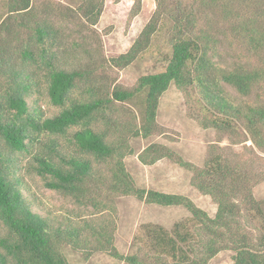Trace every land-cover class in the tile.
<instances>
[{
  "label": "trees",
  "instance_id": "1",
  "mask_svg": "<svg viewBox=\"0 0 264 264\" xmlns=\"http://www.w3.org/2000/svg\"><path fill=\"white\" fill-rule=\"evenodd\" d=\"M51 1L40 8L34 0H11L0 23V264H68L63 245L126 264H206L225 250L235 253L233 264H264V199L256 201L247 186L256 176L222 147L210 145L201 167L159 144L138 155L142 165L170 158L190 172L191 186L216 205L213 218L185 196L137 189L123 162L132 154L130 138L160 133L158 102L171 85L203 129L236 143L249 139L264 153V0H154L128 50L111 58L95 30L104 0L74 9ZM142 1L131 0L127 26ZM216 21L229 23V33ZM66 22L77 27L71 35L61 26ZM218 32L230 35L226 46ZM160 35L170 48L164 70L130 87L118 84L112 70L131 65ZM135 98L139 123L124 107ZM26 178L70 208L33 211ZM101 187L145 204L181 206L194 229L146 226L152 252L123 256L113 245L114 220L103 216Z\"/></svg>",
  "mask_w": 264,
  "mask_h": 264
},
{
  "label": "rangeland",
  "instance_id": "2",
  "mask_svg": "<svg viewBox=\"0 0 264 264\" xmlns=\"http://www.w3.org/2000/svg\"><path fill=\"white\" fill-rule=\"evenodd\" d=\"M34 1L39 3L36 5L41 8L40 4H48L51 0ZM52 1H54L53 6L55 7L61 5L74 9L85 0ZM9 3L11 0H0V23L8 15ZM130 6L131 0H104V9L95 30L101 36V46L106 58L118 56L128 50L150 18L154 10V0H143L140 14L127 26L126 20ZM35 13H38L37 9ZM216 22L225 32L229 33L232 28L229 23ZM61 26L70 35L71 31L77 29L70 22ZM228 33H224V36L221 32L216 34L222 46H226V34L229 35ZM72 36L70 39L77 38L78 34L74 32ZM232 49L238 52L239 47L233 43ZM169 57L170 48L165 36H156L152 39V44L146 52L128 67L122 70L113 69L111 75L118 84L130 87L143 75L162 72L167 64L166 59ZM260 58L264 60V50L261 52ZM124 107L133 112L138 123L141 121L142 113L138 98L124 104ZM155 121L159 129L161 128L160 133L155 132L146 139L142 137L130 138L128 147L132 154L123 160L125 170L137 189L185 196L208 217L213 218L216 205L191 186L190 172L170 158H162L153 165H142L138 160V155L148 146L159 144L184 162L201 167L206 160L208 147L216 144L222 147L223 151H220L222 154L231 155L233 160L244 163L248 174L256 176L247 186L256 201L264 199V153L252 145L249 139L236 143L226 136L220 135L221 139H219L214 130L203 129L191 118L182 94L173 85L160 97ZM23 161H26L25 158ZM25 184L36 197L35 203L32 205L33 211L45 213L52 207L59 212L63 207L70 208L68 204H63L58 195L45 190L36 179L26 178ZM103 188L101 187V190ZM102 194L103 197L105 196L103 202L106 204L103 216L113 218L112 224L115 225L113 245L123 256L139 254L140 251L152 252L151 242L145 234L146 226L156 225L170 231L175 224L184 223L188 232H192L194 229V223L190 222L191 214L181 206L162 207L145 204L133 196H120L117 192L106 191L105 188L102 190ZM25 195L27 196V193ZM38 200L44 206L37 205ZM60 252L68 264H126L103 252H94L87 257L68 245H63ZM234 255L235 253L230 250L220 251L206 264H233Z\"/></svg>",
  "mask_w": 264,
  "mask_h": 264
}]
</instances>
